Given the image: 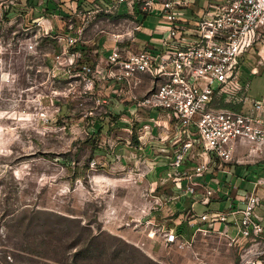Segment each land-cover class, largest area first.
<instances>
[{
  "label": "built area",
  "instance_id": "1",
  "mask_svg": "<svg viewBox=\"0 0 264 264\" xmlns=\"http://www.w3.org/2000/svg\"><path fill=\"white\" fill-rule=\"evenodd\" d=\"M86 1L71 4L67 15L52 12L50 19L34 14L37 4L24 13L23 1L0 0L1 80H9L12 47L40 60L42 38L54 49L59 42L61 51L49 52L48 69L55 75L58 65L66 64L71 77L82 81L85 100L108 107L114 101L132 102L137 109L162 108L174 115L177 131L168 142L174 147L171 177L182 181V192L189 196L202 187L194 200L209 203L223 186L219 169L226 171L238 150L250 154L264 146V96L249 95L245 76L249 57L257 58L250 74L264 64V0ZM150 14L163 24L147 28L144 18ZM108 40L113 41L110 50ZM36 72H41L40 63ZM144 74L150 84L142 91ZM238 188L232 185L225 208H191L182 216L181 231L180 221L167 226L150 216V235L158 232L164 242L185 247L198 236L217 232L238 247L236 264H264V222L256 210L262 197L252 190L234 203L232 192ZM165 204L155 196L148 214ZM231 224L234 234L228 231Z\"/></svg>",
  "mask_w": 264,
  "mask_h": 264
},
{
  "label": "rangeland",
  "instance_id": "2",
  "mask_svg": "<svg viewBox=\"0 0 264 264\" xmlns=\"http://www.w3.org/2000/svg\"><path fill=\"white\" fill-rule=\"evenodd\" d=\"M159 23L163 24L155 14L144 20L149 29ZM112 44L108 40L107 50ZM38 49L40 60L30 52L18 54L12 47L9 80L0 78V264H236L238 247L217 232L198 236L185 247L164 242L158 232L150 235L146 219L154 195L147 188L156 178L147 173L151 159L120 156L124 150L118 149L126 139L136 143L137 127L118 125L112 106L85 100L82 81L71 77L66 64L58 65L55 75L50 73L49 52H60L59 42L54 49L42 38ZM255 60L249 57L245 76L250 81L249 95L261 99L264 64L250 74ZM150 113L156 116L159 109ZM169 119L174 126V115ZM99 123L107 125L101 127L105 133L93 131ZM228 163L241 166V171L245 166L261 171L264 146L250 154L242 148ZM169 165L163 170H169ZM245 171L237 174L246 179ZM171 184L161 193L169 200L156 215L160 224L178 220L170 215L177 212L179 198L171 196L182 190ZM208 206L197 203L196 210ZM225 207L223 202L209 208ZM51 225L54 234L46 238ZM62 228L67 238L60 237ZM91 232L100 235L96 242L105 244L104 255L85 253L73 244L78 235L84 239ZM117 248L125 252L112 258Z\"/></svg>",
  "mask_w": 264,
  "mask_h": 264
},
{
  "label": "crops",
  "instance_id": "3",
  "mask_svg": "<svg viewBox=\"0 0 264 264\" xmlns=\"http://www.w3.org/2000/svg\"><path fill=\"white\" fill-rule=\"evenodd\" d=\"M24 3V13L28 12L30 7L32 6L31 4H37L36 9H34V14L40 17H49L50 19L52 18V12L58 13L60 15H67L69 12V7L71 4L78 6L80 4H86V0H33V2H30L28 4L26 0H21ZM26 4V5H25ZM29 5V6H28ZM46 8V10H44ZM13 11V10H12ZM151 15V14H150ZM149 16V15H148ZM146 16L144 20L148 17ZM55 21L56 19L53 18ZM57 21V20H56ZM146 35V34H142ZM147 36V37H146ZM144 36L145 38H150V35ZM150 84V78L148 75L144 74L143 75V83L141 85V90H145ZM264 96V95H262ZM113 100L115 98L113 97ZM110 106H112L114 112H116L119 116L118 125H123L128 128L132 127H137L136 131H134L135 135V141L136 143L132 142V139H126L123 142L119 141L117 143L120 144L122 142L124 145L118 147L119 151L124 150L121 152L120 156H126L128 155L131 158H136L138 155H143L144 160H147V156L151 159V166H149L148 169V175L152 177L153 175H156L155 179L150 180V184L147 188L152 195L159 196L162 200H164V196H162V192L164 191V188L168 187L170 183L173 187H180L182 190V181H178L176 178H171V166L169 165V162L172 159V155L174 152V147L168 143L169 141L173 140L175 136V128H177V125L173 126L171 124V120L169 119V115L172 114L170 111H166V109L158 108L159 113L158 115H152L150 113L151 110L157 109V108H151V109H137L134 107L132 102H125V103H118L114 101L113 103H110ZM134 112L133 115H131V111ZM165 110V111H164ZM126 112H130L129 115L126 114ZM144 112V113H142ZM168 112V113H167ZM144 114V115H143ZM173 115V114H172ZM144 116V117H143ZM98 129L100 131L107 125H104L103 123H99ZM102 127V129H101ZM139 127V128H138ZM135 130V129H134ZM103 132V130H102ZM100 133V132H99ZM105 133V132H103ZM119 153V152H118ZM169 165L168 168L169 170H163V166ZM226 171L219 169L217 176L220 181H222V188L218 191H215L213 195L210 198V202L205 204L200 202L199 200L195 201L194 198H197L201 196V193L203 192L202 187H197V194L195 196H189L184 194L182 191H178L177 193L175 190L174 194H172L171 197L174 198H179L177 200V216H170L171 219L175 220H181L182 216L185 214V212L188 209H194L196 210V205L197 203H201L203 205H209L206 209L197 211V212H202L208 209H215V208H209L212 203H225L226 206L230 202L231 198V189L232 185L236 184L238 185V191L237 192H232V194H235V199L234 203L237 202L238 198L242 196V194L246 192H250L252 190H255L261 197H262V203L259 205L257 209H261L263 212H258L259 215L263 217V222H264V183H256L257 179L262 177L264 178V167H261V171H258V174L254 178L253 174H250V169H247L245 166L243 168V173L246 169L245 172L247 177L246 179L242 178L235 172L234 169L230 168L228 170V166L226 163ZM151 170V171H149ZM153 170V171H152ZM213 173L209 172L208 177H211ZM167 177L168 179H165L164 177ZM159 178L163 179V182H159ZM169 184V185H168ZM212 185L216 186L217 183L216 181L212 180ZM181 192V193H180ZM154 193V194H153ZM153 198V197H152ZM152 198H151V203H152ZM169 199H165L164 202H167ZM237 204V203H236ZM164 206H162L157 212H154L150 214L151 217L156 219V215L162 211ZM222 209V208H220ZM168 210V209H166ZM182 216H180V215ZM155 215V216H154ZM237 217L241 216V213L236 214ZM234 216L230 215L229 216V221L233 223ZM175 221V222H178ZM167 226H171V224H166ZM173 225V224H172ZM223 227V224H222ZM228 231L232 234L236 232V227L234 225H228ZM242 240V239H241Z\"/></svg>",
  "mask_w": 264,
  "mask_h": 264
},
{
  "label": "trees",
  "instance_id": "4",
  "mask_svg": "<svg viewBox=\"0 0 264 264\" xmlns=\"http://www.w3.org/2000/svg\"><path fill=\"white\" fill-rule=\"evenodd\" d=\"M27 3H30V2H33V0H26ZM226 105L228 106H232V104H229V103H226ZM94 132H100V130L97 128V130L93 129ZM65 164H69V162L67 160H64L63 161ZM229 165L228 168H232L235 170V172H239V174L242 172L240 170L241 166L239 167L238 165L237 166H233V164H230V163H227V166ZM239 167V168H238ZM250 173L252 174H258V171L256 169H252L250 170ZM190 209H188L185 214H187V212L189 211ZM42 213V212H41ZM51 215H55L54 213H51ZM178 215V212L175 213L174 216H177ZM172 216V215H170ZM64 218H66V216H63ZM178 228L179 230H184L185 229V221L184 220H181L179 223H178ZM49 230L48 233H46L44 236L46 238H51V236L54 234L53 231H54V226L51 225L49 227ZM60 237L61 238H67V232L64 231V229L62 228L61 231H60ZM100 237L99 234H93V232L89 233V235L87 237H85L84 239H79V235L73 239V244L75 245H78L80 247H82V251H85V253H88V252H97L96 254L98 255H94V256H99V255H104L105 254V251H106V247H105V244H101L100 242L97 243L96 240ZM121 252H125V249L124 248H117V249H113V251L111 252L112 254V258H117L119 257L118 255L121 253ZM50 258V257H49ZM126 259L128 257H125Z\"/></svg>",
  "mask_w": 264,
  "mask_h": 264
}]
</instances>
